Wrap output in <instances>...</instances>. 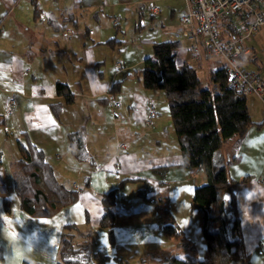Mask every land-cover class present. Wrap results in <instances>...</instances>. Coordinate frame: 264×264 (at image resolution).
Wrapping results in <instances>:
<instances>
[{"label": "crops", "instance_id": "crops-1", "mask_svg": "<svg viewBox=\"0 0 264 264\" xmlns=\"http://www.w3.org/2000/svg\"><path fill=\"white\" fill-rule=\"evenodd\" d=\"M153 1L157 11L149 0H38L34 16L32 0H0V249L5 264H22L25 258L56 264L66 223L78 225L81 241L91 234V247L110 256L104 264H120L117 257L129 264H160L173 253L203 257L206 242L191 200L195 187L206 182V173L182 164L165 93L144 87L136 71L153 55L155 41L175 38L182 41L179 62H190L207 80L224 62L203 55L192 58L180 22L186 0ZM255 3L264 12V0ZM239 18H232L236 36ZM222 30L225 37L233 36ZM113 37L118 42L102 43ZM243 41L256 55L243 67L264 78V25ZM116 80L120 90L111 93ZM58 81L69 84L72 103L57 93ZM10 93L17 104L7 113ZM246 95L254 124L228 140L220 153L232 159L228 169L250 264H264V95ZM149 98L157 111L151 125L146 124ZM57 102L63 103L58 117L51 108ZM82 124L92 165L70 150L68 134ZM32 145L43 149L58 180L79 192L74 203L50 215L22 208L14 189L16 162ZM154 167L165 169L162 173ZM112 189L110 235L101 224L102 195ZM161 196L168 212L152 202ZM167 223L178 225L185 243L163 230Z\"/></svg>", "mask_w": 264, "mask_h": 264}, {"label": "trees", "instance_id": "trees-1", "mask_svg": "<svg viewBox=\"0 0 264 264\" xmlns=\"http://www.w3.org/2000/svg\"><path fill=\"white\" fill-rule=\"evenodd\" d=\"M32 3L34 16H37L38 0H32ZM53 23L60 26L56 20ZM219 24L233 36L238 33L231 17L221 18ZM116 42L118 40L113 37L102 43ZM181 43L177 38L155 41L153 55L145 58L136 75L144 87L164 91L183 157L182 164L192 171L203 169L206 173V182L195 187L191 200V206L199 213L206 247L202 258H197L192 253H173L166 256L160 264H250V253L244 247L232 188L234 179L228 169L232 159L225 160L220 153L228 140L244 135L254 124L247 95L229 85L225 65L211 70L208 84H204L193 64L188 61L179 62L177 48ZM120 82L114 81L109 92L119 91ZM56 91L64 96L65 103L74 101V93L68 83L58 81ZM62 107L61 102L51 104L56 117ZM2 124L4 118L0 115V125ZM86 137V124L69 132L70 150L77 159L89 161L92 165L93 155L87 146ZM159 168L153 169L163 173L165 167ZM12 174L19 204L31 214L50 215L78 199V190L58 180L43 149L35 145L16 162ZM147 189L144 187L141 192L145 195ZM115 192L116 189H112L102 195L104 213L101 224L109 227L110 235L113 233L115 219ZM163 200L161 196L152 199V202L156 208L168 212L169 208L166 202L162 203ZM163 230L174 238L185 241L175 223L164 224ZM78 232L77 224H65L56 264H104L110 259V256L91 247V242L88 241L90 233L84 235L85 238L81 241L78 239ZM117 260L120 264H129L120 257ZM0 264H5L1 249ZM22 264L44 263L25 258Z\"/></svg>", "mask_w": 264, "mask_h": 264}, {"label": "built area", "instance_id": "built-area-1", "mask_svg": "<svg viewBox=\"0 0 264 264\" xmlns=\"http://www.w3.org/2000/svg\"><path fill=\"white\" fill-rule=\"evenodd\" d=\"M149 5L155 8L153 0H149ZM186 7L180 22L182 33L190 40L188 48L192 58L202 55L220 58L226 66L230 86L245 94L263 96L264 78L258 72L243 67L244 62L256 60L255 52L243 39L264 25V12L257 7L255 0H186ZM237 16L240 17V34L225 37L219 20ZM117 65L121 67V63ZM16 104L17 98L10 93L6 101V112H12ZM114 105L117 107L120 103L116 101ZM156 116L154 99L149 98L146 124L151 125ZM120 147L124 145L120 144ZM115 168L119 169L120 164L115 163ZM261 184L264 186V176Z\"/></svg>", "mask_w": 264, "mask_h": 264}, {"label": "rangeland", "instance_id": "rangeland-1", "mask_svg": "<svg viewBox=\"0 0 264 264\" xmlns=\"http://www.w3.org/2000/svg\"><path fill=\"white\" fill-rule=\"evenodd\" d=\"M172 0H170V1H168V2H171ZM161 1H158L157 0V3H160ZM156 20H158V19H156ZM200 76L202 77V80L204 81V84H208V80H207V75H206V73H203V72H201V74H200ZM168 106H167V103H166V108H167ZM169 110V109H168ZM164 200L162 201V203L164 202H166V199L165 198H163Z\"/></svg>", "mask_w": 264, "mask_h": 264}]
</instances>
